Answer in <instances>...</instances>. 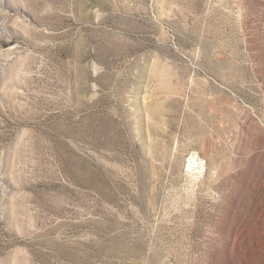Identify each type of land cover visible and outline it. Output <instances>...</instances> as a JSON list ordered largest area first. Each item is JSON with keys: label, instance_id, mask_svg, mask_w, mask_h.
<instances>
[{"label": "rangeland", "instance_id": "rangeland-1", "mask_svg": "<svg viewBox=\"0 0 264 264\" xmlns=\"http://www.w3.org/2000/svg\"><path fill=\"white\" fill-rule=\"evenodd\" d=\"M0 264H264V0H0Z\"/></svg>", "mask_w": 264, "mask_h": 264}]
</instances>
